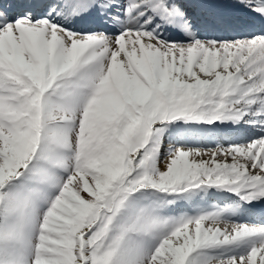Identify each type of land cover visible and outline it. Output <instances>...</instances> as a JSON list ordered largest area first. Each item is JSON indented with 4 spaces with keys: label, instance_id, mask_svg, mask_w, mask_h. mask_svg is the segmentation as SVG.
<instances>
[{
    "label": "snow or ice",
    "instance_id": "snow-or-ice-1",
    "mask_svg": "<svg viewBox=\"0 0 264 264\" xmlns=\"http://www.w3.org/2000/svg\"><path fill=\"white\" fill-rule=\"evenodd\" d=\"M252 18L264 0H0V264H264Z\"/></svg>",
    "mask_w": 264,
    "mask_h": 264
},
{
    "label": "bare ground",
    "instance_id": "bare-ground-1",
    "mask_svg": "<svg viewBox=\"0 0 264 264\" xmlns=\"http://www.w3.org/2000/svg\"><path fill=\"white\" fill-rule=\"evenodd\" d=\"M237 11H240L243 15H247L246 13L243 12V10L237 9ZM252 20H253V30L258 32L262 27H264V25H262L258 19L252 18ZM76 27L80 30H89V29L97 28L99 27V25L96 22L89 20L86 22L79 23ZM172 35L175 36V34ZM252 134L253 133L248 129H233L231 127H224L218 131L219 142H223V143H227L230 139L236 140L241 137H246ZM205 143L207 144L208 147L214 146L213 143L209 141H205ZM254 219L258 221L260 219L259 214H257V216L254 217Z\"/></svg>",
    "mask_w": 264,
    "mask_h": 264
}]
</instances>
